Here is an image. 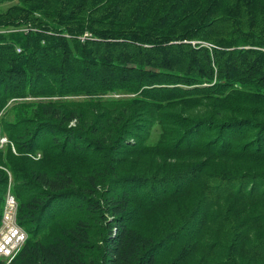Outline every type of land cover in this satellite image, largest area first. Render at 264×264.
Returning a JSON list of instances; mask_svg holds the SVG:
<instances>
[{"label": "trees", "instance_id": "obj_1", "mask_svg": "<svg viewBox=\"0 0 264 264\" xmlns=\"http://www.w3.org/2000/svg\"><path fill=\"white\" fill-rule=\"evenodd\" d=\"M5 4L10 264H264V0Z\"/></svg>", "mask_w": 264, "mask_h": 264}, {"label": "built area", "instance_id": "obj_2", "mask_svg": "<svg viewBox=\"0 0 264 264\" xmlns=\"http://www.w3.org/2000/svg\"><path fill=\"white\" fill-rule=\"evenodd\" d=\"M17 209L18 201L9 186L0 226V261L3 264L11 263L28 238L26 230L17 222Z\"/></svg>", "mask_w": 264, "mask_h": 264}, {"label": "rangeland", "instance_id": "obj_3", "mask_svg": "<svg viewBox=\"0 0 264 264\" xmlns=\"http://www.w3.org/2000/svg\"><path fill=\"white\" fill-rule=\"evenodd\" d=\"M10 6H11V4H5L3 6H0V14L5 12ZM19 50H18V52H19ZM5 142H7L6 137H0V143L3 144ZM39 154H37V156H35V157L39 158L41 156V154L40 155ZM200 251L202 253L204 250H200ZM205 258L211 259L213 261H217V260H220V254L217 251H214V252L206 251L205 252ZM197 263H198V254L194 255L193 257H190L187 261V264H197Z\"/></svg>", "mask_w": 264, "mask_h": 264}]
</instances>
